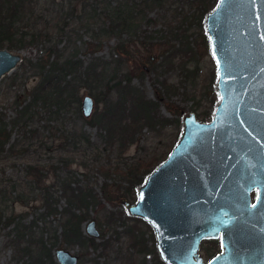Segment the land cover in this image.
<instances>
[{
    "label": "rangeland",
    "instance_id": "obj_1",
    "mask_svg": "<svg viewBox=\"0 0 264 264\" xmlns=\"http://www.w3.org/2000/svg\"><path fill=\"white\" fill-rule=\"evenodd\" d=\"M119 1L122 0L110 2L115 6ZM82 2L28 0L26 6L29 10L36 11V14H42L43 18L50 13V18L59 22L58 28H64L62 37L57 34L58 29L53 31L51 47L54 45L53 50H56L57 54L62 57L75 54L83 61V67L75 75L74 84L78 85L80 102L84 95L91 96L94 103L98 100V108L94 107L93 113H100L104 108L105 85L113 83L112 77L114 78L115 74L116 77L121 78L126 72L131 78V83L139 87L147 99L160 102L159 112L167 118H176V112L183 109L182 116H180L182 123V118L186 113L192 112V110L197 112L209 109L210 91L212 87H216V62L210 51V42L204 24L205 19L201 26H195L194 0H162L161 7H154L150 10L147 18L140 22L139 28L122 36L125 49L129 52V57L123 59L119 53L113 51L119 41L117 38H102L101 41L95 38L100 25L97 21L95 22L93 8L98 7L103 0H84ZM85 4L86 11H83ZM57 15H61L62 19L58 20ZM148 18L153 20L149 24L147 23ZM65 22L67 26L64 25ZM43 49L44 47L39 45L10 50V52L19 54L21 60L14 70L0 79V123L5 124L6 130L10 133L9 142L5 145L6 151L0 153V264L16 263L13 258V247L9 244V240L13 236L11 231L14 224L6 225L5 223L18 214L25 217V222H29L35 215L42 213L40 196H35L36 189L31 186L37 176L36 171L27 173L28 165L32 164L34 168H43V171H46L39 185L50 184L56 179L50 167L52 164L61 165L57 163L58 155L65 160L70 159L67 157L73 156L74 160L69 161V169L74 171L79 179L83 177L78 173H85L90 181H93L98 193L104 197L100 189L101 185L105 183L104 178L99 174L91 173L89 166L80 164L82 157V154L79 156L80 148L86 145L77 144L69 136V130H72L70 133L81 130L89 137L91 146L94 143L100 144L97 138L98 127L84 122L81 112L80 117L74 107H71L61 109L59 113L53 115L42 113L40 119H34L28 125L30 129L35 128L37 133L27 134L24 137L19 134L18 128L13 124L16 120V109L28 100L32 88L40 78L37 70L32 65L29 66L28 62L35 63L44 54ZM166 55L168 56L167 60L164 58ZM93 61L98 64L97 71H103V80L99 84L93 81V69L91 72L89 71V80L83 76L87 66L89 64L93 66ZM169 85H173L177 89H173ZM110 98L114 99L115 93H112ZM160 98L166 99V102L161 101ZM93 113L87 120L93 119ZM210 119L202 120L200 118L202 121ZM181 132L182 125L180 130L175 126L156 127L154 130L145 127L135 142L122 155L146 157L154 152L157 154L170 152ZM12 143V150H7ZM42 143H45V146H42ZM74 146H76L77 152L67 154L72 151ZM88 152L90 154V150ZM125 185V183L112 179L106 180V193L112 201L106 202L105 209L91 210L89 218L82 224V229L85 232L86 222L95 220L96 228L99 231L96 241L100 243L107 241L108 245L105 250L88 249L89 253L86 254L79 245L65 243L60 235L58 215L45 218L48 224L46 226L47 233L44 236L48 237L53 233L57 235L53 254L57 248L66 249L78 255V264H138L142 261L145 264H158L162 261L156 249V239L151 226L141 217L131 216L126 207L120 203V199L135 202L140 186L135 190L132 189L128 194L130 197L125 198L121 196L124 194ZM31 190L32 193H30ZM19 195L26 197L28 202L21 201ZM63 203L62 198L58 209L62 208ZM107 211H121L126 222L124 224H117L118 221L113 224L105 222L104 215ZM37 224L42 226L43 220H38ZM134 224L139 231H142L143 240L148 247L151 245L152 238L154 239L156 256L151 250L139 253L130 247V238L126 236L125 229ZM114 230L119 232L118 235H114ZM205 247H207L206 244L200 246V254L207 258ZM57 264L59 263L57 262Z\"/></svg>",
    "mask_w": 264,
    "mask_h": 264
},
{
    "label": "water",
    "instance_id": "obj_2",
    "mask_svg": "<svg viewBox=\"0 0 264 264\" xmlns=\"http://www.w3.org/2000/svg\"><path fill=\"white\" fill-rule=\"evenodd\" d=\"M204 24L217 72L212 118L186 113L178 141L137 200L120 203L151 226L165 264H264V0H218ZM20 60L0 50V79ZM80 109L90 118L93 98L84 95ZM85 232L99 236L95 220ZM218 237L224 251L205 262L201 242ZM54 258L79 260L63 248Z\"/></svg>",
    "mask_w": 264,
    "mask_h": 264
},
{
    "label": "trees",
    "instance_id": "obj_3",
    "mask_svg": "<svg viewBox=\"0 0 264 264\" xmlns=\"http://www.w3.org/2000/svg\"><path fill=\"white\" fill-rule=\"evenodd\" d=\"M73 1L69 0L70 3ZM75 1L84 2V0ZM110 1L116 2L117 0H108V2L103 0L98 7L93 8L95 22L97 21L100 25L95 38L99 41L102 38H117L119 41L113 51L119 53L122 59L128 58L129 52L125 49L122 36L139 28L140 22L147 18L150 10L154 7H161L163 3L162 0H122L113 6ZM194 1L195 26H201L205 16L216 7L218 0ZM27 3L28 0H0V50H19L39 45L44 47V54L35 63L28 62L29 66L32 65L37 70L40 76L39 81L32 88L28 100L16 109V120L13 124L18 128L22 137L37 133L35 128L30 129L28 125L34 119H40L42 113L53 115L59 113L61 109L74 107L77 115L80 116L79 89L78 85L74 84V78L83 67V61L75 54L62 57L57 54L56 50H53L54 45L51 47L54 30L58 29L57 34L60 37L63 36L64 28H58L59 22L50 18V13L43 18L42 14H36V11L29 10L26 6ZM97 9L100 11L96 14ZM83 11H86V4L83 5ZM61 17V15H57L58 20ZM152 21L148 18L147 23ZM65 23L64 25L67 26ZM164 58L167 60L168 56L166 55ZM97 65L95 61H93V66L89 64L87 70L83 72V76L89 80L88 77L93 69V81L99 84L103 80V71H97ZM153 70L156 71L154 68ZM112 79L114 80L112 84L105 85L103 110L100 113H93L91 120L84 118L82 113V117L80 116L84 122L98 127L97 138L100 144L94 143L91 146L89 137L81 130L72 133H70L72 130H69L68 132L71 140L76 141L77 144L86 145L80 148L79 156L82 154L80 164L89 166L91 173L101 175L105 183L108 179L125 183L127 186L125 185L124 194L121 196L129 198L128 194L131 193V190L141 186L169 152L166 151L164 154L154 152L146 157H126L122 154L135 142L145 127L154 130L156 127L175 126L180 130V116H182L183 109L176 112V118H167L159 112L160 102L147 99L139 87L131 83L127 72L121 78L116 77L115 74ZM169 86L177 89L173 85ZM212 89L209 109L197 111L198 113L192 110L199 119L208 120L213 115L218 97L215 88L212 87ZM112 93H115L114 99L110 98ZM160 100L166 102V99L160 98ZM94 107L98 108V100L95 101ZM9 138L10 133L6 130L5 124L0 123V153L6 151L5 145L9 142ZM12 145L13 143L7 150L11 151ZM42 146H45V143H42ZM46 148L48 149L49 146ZM72 152H77L76 146L67 154ZM67 158L70 159L65 160L58 155L57 163L61 165L52 164L50 167L51 172L56 176L55 182L50 184L39 185L46 172L43 171V168L36 169L32 164L27 166V173L36 171L37 176L31 186L36 189L35 196H40L42 213L35 215L29 222H25V217L18 214L5 223L6 225L14 224L11 231L13 236L9 240V244L14 250L15 264H57L53 254L57 235L53 233L48 237L44 236L47 233L46 226L48 224L45 218L48 216L59 215L60 235L65 243L79 245L86 254L89 253L88 249L105 250L107 248V241L97 242L96 238L88 236L82 229V224L89 218L91 210L105 209L106 202L112 201L106 193L105 183L100 188L104 194L102 197L95 189L93 181H90L85 173H78L83 177L79 179L77 174L69 169V161L72 162L74 157ZM32 192L31 190L30 193ZM23 198L26 197L19 195V199L27 203V198L26 200ZM62 198L63 206L58 209ZM104 218L105 222L109 224L117 221V224L126 222L121 211H107ZM38 220H43L42 226H38ZM118 233L114 230L115 236ZM125 233L130 238L131 248L139 253L151 250L156 256L154 239L152 238L151 245L148 247L143 240L142 231L138 230L136 224L127 226ZM138 264H145V262L142 261ZM158 264L164 263L160 261Z\"/></svg>",
    "mask_w": 264,
    "mask_h": 264
},
{
    "label": "flooded vegetation",
    "instance_id": "obj_4",
    "mask_svg": "<svg viewBox=\"0 0 264 264\" xmlns=\"http://www.w3.org/2000/svg\"><path fill=\"white\" fill-rule=\"evenodd\" d=\"M255 196H256V191H253L252 192V202L254 201ZM202 244L207 245V247H205V250L207 252V258H204L202 256L205 262H208L215 255L224 251L223 247L221 246L220 237L205 239L201 242V245Z\"/></svg>",
    "mask_w": 264,
    "mask_h": 264
}]
</instances>
